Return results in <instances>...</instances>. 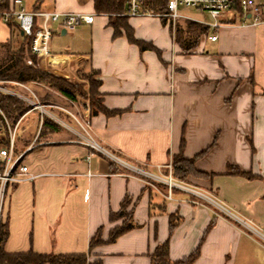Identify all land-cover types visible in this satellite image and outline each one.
Wrapping results in <instances>:
<instances>
[{"label": "crops", "instance_id": "obj_1", "mask_svg": "<svg viewBox=\"0 0 264 264\" xmlns=\"http://www.w3.org/2000/svg\"><path fill=\"white\" fill-rule=\"evenodd\" d=\"M21 1L29 12L96 15L92 25L73 33L54 27L51 55L37 59V65L72 83L80 81L84 70L95 72L103 106L119 114L93 116L89 103L80 109L79 102L60 96V105L44 104L47 114L30 109L20 118L19 128L26 120L30 124L17 136L16 151L34 146L24 162L38 177L8 191L5 251L89 254L91 262L103 264H151L150 255L169 238L170 218L176 216L180 224L170 237L171 261L189 257L211 221L214 226L194 264H237L241 256L248 264L253 248L264 254L253 237L264 239V22L255 25L239 12L228 14L217 32L209 30L196 49L183 53L163 21L170 47L138 35L142 24L129 19L135 39L150 43L159 56L142 52L123 29L115 38L109 17L96 14L94 0ZM10 8L20 7L10 0ZM84 30L90 31V43ZM214 35L217 40L211 41ZM20 37L17 23L11 28L0 22V44ZM25 87L8 88L29 101L45 97L43 85ZM45 117L57 125L66 118L74 126L67 133L53 126L45 132ZM183 137L186 159L209 149L195 168L210 178L191 179L200 194L175 189L168 200V187L148 175L168 170ZM229 165L261 179L232 176L226 171ZM126 196L133 201L137 228L90 253L99 230L107 241L122 225V220L111 222L110 214L121 209Z\"/></svg>", "mask_w": 264, "mask_h": 264}, {"label": "trees", "instance_id": "obj_2", "mask_svg": "<svg viewBox=\"0 0 264 264\" xmlns=\"http://www.w3.org/2000/svg\"><path fill=\"white\" fill-rule=\"evenodd\" d=\"M128 0H94V8L97 15H107L109 17V26L114 29V37L121 36V30L126 33L128 41L137 45L142 52L152 50L161 55V52L153 47L150 43L136 40L132 28L128 25L129 18L123 16ZM148 7L154 12L166 11V2L164 0H146ZM10 0H0V14L10 11ZM11 28L16 27L14 21L6 22ZM164 24H166L164 22ZM209 28L205 25L187 21L183 24H176L175 30L171 29L173 41L178 45L183 53H189L196 49L199 45V38L205 36L209 32ZM14 42L0 44V49H4L7 53L0 61V81L16 82L29 86L31 84H39L56 90L60 95L70 101H76L77 95L80 93L79 87L70 83L59 74H49L38 68V60L30 53V40L25 39L18 48H14ZM31 59L33 66L26 64L27 59ZM89 94L91 96L90 109L93 116L102 113L105 116H114L119 114L116 111H109L101 102L99 94L100 82L96 85L90 83ZM82 95V94H80ZM41 103V101H40ZM42 104V103H41ZM46 104V103H44ZM42 104V105H44ZM31 106L21 99L0 93V144L7 145L8 134L5 119L14 126L17 121L29 110ZM49 126L58 127L53 121L45 117L43 119L42 130H48ZM2 135V137H1ZM215 146V143L212 147ZM185 139L182 138L180 152L172 159V176L184 181L188 176L193 174L207 175L199 172L195 168L196 162L207 154L208 150L201 152L192 159L184 157ZM228 174L236 177L245 178L247 180L261 179L253 175L251 172L241 171L236 166H228ZM133 201L126 196L121 203V209L116 213L110 214V221L117 222L122 220L121 226L114 228L107 241L102 238V230H99L90 242V253L94 248L105 243H115L120 237L137 228L133 221ZM180 224V219L176 216L170 218L169 238L162 244L158 245L154 252L150 255L151 264H194L200 255V247L204 242L206 235L213 228L214 221L209 224L200 245L187 258L179 261H171L170 259V237ZM8 225L3 223L0 230V264H103L100 260L91 262L89 254H73V255H53V254H37L33 251L27 253L9 254L5 251V243L8 239ZM156 236V234H155Z\"/></svg>", "mask_w": 264, "mask_h": 264}, {"label": "built area", "instance_id": "obj_3", "mask_svg": "<svg viewBox=\"0 0 264 264\" xmlns=\"http://www.w3.org/2000/svg\"><path fill=\"white\" fill-rule=\"evenodd\" d=\"M166 2V11L154 12L148 5L146 0H128L126 11L123 16L129 19L133 18H150L160 20L166 23L167 26L175 30L176 24L179 22L192 21L207 26L210 30L217 32L222 24L220 20L232 13L239 12L243 16H248L253 24L264 22V8L256 0H164ZM22 1L14 0V6H19V9H11L8 12L0 14V18L6 23L14 21L17 23L20 32L25 39L30 40V53L37 59L50 57V44L54 34V27L58 30L73 33L77 28L84 25H92L96 15H86L81 13H59V12H29L21 8ZM183 10H194L208 14L213 22L210 24L195 21L182 15ZM211 41H216L217 36H211ZM26 64L33 66L31 59L26 60ZM5 84H10L22 89H26L25 85L16 82L0 81V93L17 97L31 106V110L39 111L42 115L47 114L48 106L42 105L40 101L34 97L29 101L24 96L13 92ZM20 119L12 126L6 119L8 140L7 145L0 144V230L4 223V209L8 191L22 183L31 182L37 179V175L30 172L28 166L24 162L27 153L33 150L34 146L26 148L18 153L16 151V142L18 129L21 123ZM86 128H90L89 122L86 123ZM2 137V135H1ZM94 147V146H93ZM169 170V174L164 176H151L152 180L164 183L169 194L166 196L171 200L173 190L192 191L200 194L198 191L191 189L183 183L175 180L172 176V165L165 166ZM162 167H159L161 170ZM91 176V175H89ZM222 210H228L226 206L220 205Z\"/></svg>", "mask_w": 264, "mask_h": 264}, {"label": "rangeland", "instance_id": "obj_4", "mask_svg": "<svg viewBox=\"0 0 264 264\" xmlns=\"http://www.w3.org/2000/svg\"><path fill=\"white\" fill-rule=\"evenodd\" d=\"M256 2H259L262 5H264V0H256ZM182 15L188 17L189 19H193V20L199 21V22H204V23H207V24H210V23L213 22V19L208 14L197 12V11H194V10H183L182 11ZM133 19L135 21H138V22H136V24L137 23H141L142 24V29L139 30L138 35L147 36V37L151 38V40H155L156 42H158L159 45L162 44V46H167V47L171 46L172 41L170 39V36H169L167 30H164L162 28L159 20L150 19V18H147V19H144V20L136 19V18H133ZM0 22L1 23H5L2 18H0ZM179 24H183L184 25V22L183 21L179 22ZM79 29H82V28L80 27ZM171 29H172V27H171ZM210 34H212V32ZM84 35L86 36L88 42L90 43V41L92 40L90 31L89 30H84ZM19 39H21L22 41L18 40L16 42H14V48H18L20 43H22L24 41V38H22V37H20ZM203 39H204V36H201L199 38V42L202 41ZM61 42H63V41H60L59 43H61ZM56 43H58V42H56ZM89 43H88V48L90 49ZM54 52H59V50L56 51L54 49ZM6 53L7 52L4 49H0V61L2 59H4ZM79 80H80L79 82H75V83L70 82V83H72L74 85H77L79 87L80 93L77 95L76 101L79 102V104H80L79 108L81 109V108L84 107L85 103H89L90 104V101H89V99H91V96L89 94V88H90V85H91L90 83H93V84L96 85V83L98 81V78H97L95 72L89 71V70H84V72L80 75ZM4 86L11 87L10 84H5ZM43 91H44L43 94H45V97L40 96V95H38V97H37V98H39L38 100L41 101L42 104H44V103H46V104L47 103H54V104L60 105L59 98L62 95H60L56 90L51 89V88H49L47 86H43ZM80 94H82V95H80ZM51 112H53V113L55 112L56 113V111H53V110H51ZM56 123H58V122L56 121ZM29 124H30L29 120H26L22 124V126L18 130V137H22L23 136L22 134L24 133V131L29 130L28 129V125ZM69 125L70 126H74L72 121L67 120L66 118H64L62 124L58 123V128L61 129L62 133H67L68 132L67 129L70 127ZM31 131H33V130L31 129ZM170 164L172 165V162ZM226 171H228V166L226 168ZM164 172H163L164 176L169 174V170L164 171ZM173 178L175 180L183 183L187 187L191 186L190 187L191 189H196V188H193V187H196V186H193V185L190 184L191 179L207 180L210 177L208 175L193 174V175L188 176L184 181H181L180 179L176 178L175 176ZM220 209H222V208H220ZM253 237L255 238V240L262 247H264V239H262L261 237H259L258 235H255V234H253ZM251 253H252V256H251V259H250L248 264H264V254H262L260 251H256V249H254V248L251 250ZM237 264H247V263H246V260H244L243 257L241 256V257H239V260H238Z\"/></svg>", "mask_w": 264, "mask_h": 264}, {"label": "water", "instance_id": "obj_5", "mask_svg": "<svg viewBox=\"0 0 264 264\" xmlns=\"http://www.w3.org/2000/svg\"><path fill=\"white\" fill-rule=\"evenodd\" d=\"M21 35L23 36V34L21 33Z\"/></svg>", "mask_w": 264, "mask_h": 264}]
</instances>
